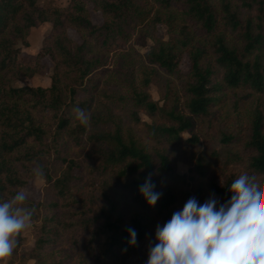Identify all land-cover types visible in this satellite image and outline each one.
Masks as SVG:
<instances>
[{"label": "trees", "instance_id": "trees-1", "mask_svg": "<svg viewBox=\"0 0 264 264\" xmlns=\"http://www.w3.org/2000/svg\"><path fill=\"white\" fill-rule=\"evenodd\" d=\"M93 11L102 22L92 20ZM46 22L41 48L24 55L29 33ZM159 25L167 26L168 38L154 36L138 79L131 63L112 67V57L125 53L140 28ZM45 68L51 70L49 87L20 85ZM161 73L180 81L177 90L170 80L166 84L177 96L170 107L149 91ZM238 90L253 97L246 156L213 152L222 165L217 172L200 159L189 174H180L166 151L156 150V161L148 146L124 136L107 104H131L132 116L152 137L173 144L193 132L195 118L208 116ZM76 106L89 114L87 125L74 118ZM141 111L166 115L170 123L142 121ZM244 163L264 170V0H0V199L24 190L37 176L33 168L42 169L46 183L39 200L25 201L34 209L35 240L25 260L129 264L143 241L155 243L157 224L183 206L179 195L204 202V185L194 183L206 178L209 192L226 201ZM150 173L162 193L154 206L138 191ZM128 227L136 230L135 246L127 243Z\"/></svg>", "mask_w": 264, "mask_h": 264}, {"label": "clouds", "instance_id": "clouds-1", "mask_svg": "<svg viewBox=\"0 0 264 264\" xmlns=\"http://www.w3.org/2000/svg\"><path fill=\"white\" fill-rule=\"evenodd\" d=\"M73 112L76 120L88 124L90 116L84 109L76 106ZM32 172L43 175L39 167ZM155 189L151 173L138 186L149 206L162 195ZM27 200L23 189L10 199H0V264L13 254L17 236L34 215V209L25 205ZM126 231L128 245L135 246L136 230ZM154 240L145 264H264V170L242 164L228 185L226 201L215 192L202 203L189 197L170 219L157 224Z\"/></svg>", "mask_w": 264, "mask_h": 264}, {"label": "rangeland", "instance_id": "rangeland-1", "mask_svg": "<svg viewBox=\"0 0 264 264\" xmlns=\"http://www.w3.org/2000/svg\"><path fill=\"white\" fill-rule=\"evenodd\" d=\"M53 1V0H51ZM63 4L65 0H60ZM92 20L96 23H100L103 17L100 13L95 11L92 12ZM50 24L48 22L41 24L40 26L33 28L28 35L30 46L23 48V54L28 57L34 56L42 46V40L45 35L48 34ZM154 36L167 40V26L159 25L158 29L154 31L153 28L146 26L140 28L137 34L134 36L128 47L125 49V53H117L112 57V67H125L126 63L133 65L136 79L140 77V69L143 65L147 64L145 53L149 50L150 46L154 44ZM146 42L145 45H141L140 42L143 40ZM50 64V63H48ZM51 70L45 68L41 73L32 76L25 77L20 85L29 86H41L47 88L51 84ZM161 79L157 80L156 83L152 84L149 91L154 100L158 101L161 105L167 103V107H170L177 97L174 95V91H169L168 94V81L171 82V89H179L180 81L170 76L161 73ZM245 92L242 90L229 91L223 100L215 107L211 109V113L203 118H195L196 126L193 132H184L182 135V141L176 143H166L152 137L146 130L145 125L142 122L136 120L132 116L134 109L131 104H124L123 106H115L108 104L110 107V113L120 122L125 137H133L139 140L142 144L148 146L149 151L152 152L155 160L157 161L156 150L166 151L172 159L173 166L177 169L180 174L187 173L191 168L195 166L198 160H203L208 167L210 172H217L222 169L221 164H215L214 156L212 153L217 151L222 155L226 153V150L232 152H239L241 155H245L243 151V145L246 140V134L249 127L250 121V108L252 106L253 97L247 98L244 95ZM181 97L182 93H178ZM179 103H183V98L179 100ZM102 111H106L102 108ZM142 117V121L152 123H170L167 120L166 115L156 114L154 116L149 115L146 112H139ZM224 133H227L224 135ZM199 138L198 143L188 141L194 135ZM228 134L236 135L237 138L232 141H225L224 136ZM246 156V155H245ZM79 159L81 156L78 157ZM53 172L59 174V167H54ZM202 183L205 187V200L208 198L210 192L206 186V178H200L194 183V186ZM46 183L44 178L36 176L31 183L24 189L27 195L35 200H39L44 192ZM176 190L180 188L179 184L175 186ZM184 197L179 195V203L184 204ZM23 241L20 251L7 258L4 264H34L32 259H26V253L30 252L35 244L34 236L32 233L31 222L28 227L22 231ZM151 239L143 241L140 245V252L128 259L129 264H145L147 259V251L150 246Z\"/></svg>", "mask_w": 264, "mask_h": 264}]
</instances>
